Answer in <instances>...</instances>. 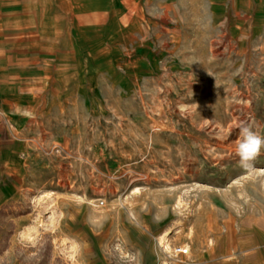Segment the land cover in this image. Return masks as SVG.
Instances as JSON below:
<instances>
[{
  "label": "rangeland",
  "instance_id": "374dc122",
  "mask_svg": "<svg viewBox=\"0 0 264 264\" xmlns=\"http://www.w3.org/2000/svg\"><path fill=\"white\" fill-rule=\"evenodd\" d=\"M261 25L110 42L84 91L31 92L20 129L0 97V264H264V172L235 155L241 122L264 136Z\"/></svg>",
  "mask_w": 264,
  "mask_h": 264
},
{
  "label": "crops",
  "instance_id": "0c3cea01",
  "mask_svg": "<svg viewBox=\"0 0 264 264\" xmlns=\"http://www.w3.org/2000/svg\"><path fill=\"white\" fill-rule=\"evenodd\" d=\"M234 16L260 19L264 30V0H0L3 113L20 129L35 110L31 92L57 98L76 79L84 91L110 42L120 47L156 26L185 28L201 17ZM14 158V151L4 153L8 167Z\"/></svg>",
  "mask_w": 264,
  "mask_h": 264
},
{
  "label": "clouds",
  "instance_id": "9594fccd",
  "mask_svg": "<svg viewBox=\"0 0 264 264\" xmlns=\"http://www.w3.org/2000/svg\"><path fill=\"white\" fill-rule=\"evenodd\" d=\"M238 138L235 141V155L238 157L239 166L248 174L264 172L255 167V161L264 151V136L254 126L241 122L238 126ZM231 135V132L228 133Z\"/></svg>",
  "mask_w": 264,
  "mask_h": 264
},
{
  "label": "bare ground",
  "instance_id": "6f19581e",
  "mask_svg": "<svg viewBox=\"0 0 264 264\" xmlns=\"http://www.w3.org/2000/svg\"><path fill=\"white\" fill-rule=\"evenodd\" d=\"M169 243L170 242L167 236H163L160 238L159 245L162 249L166 250L167 252L172 251ZM178 251L182 254H189V251L186 249H178Z\"/></svg>",
  "mask_w": 264,
  "mask_h": 264
}]
</instances>
